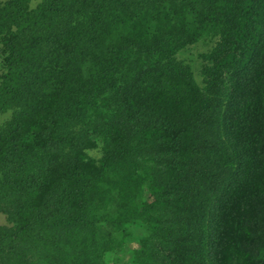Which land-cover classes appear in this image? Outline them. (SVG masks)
Segmentation results:
<instances>
[{
  "label": "trees",
  "instance_id": "16d2710c",
  "mask_svg": "<svg viewBox=\"0 0 264 264\" xmlns=\"http://www.w3.org/2000/svg\"><path fill=\"white\" fill-rule=\"evenodd\" d=\"M8 112L0 264H264V0H0Z\"/></svg>",
  "mask_w": 264,
  "mask_h": 264
},
{
  "label": "rangeland",
  "instance_id": "374dc122",
  "mask_svg": "<svg viewBox=\"0 0 264 264\" xmlns=\"http://www.w3.org/2000/svg\"><path fill=\"white\" fill-rule=\"evenodd\" d=\"M209 46H210V44L200 42L198 44L188 46L187 48L182 50L178 55L180 59H182L186 63L190 64V66L194 72V75L197 77H198L197 72H198L199 67H200L199 53L205 51ZM198 81H199V78H198ZM9 115H10L9 112L1 115L0 116V122L7 119L9 117ZM92 155L96 156V152L95 151L92 152ZM2 224H8V222L6 220V216L0 212V225H2ZM136 234H137V232L134 230L133 235L136 236ZM136 245L137 244H136L135 239H133V238L128 239L125 250L128 247L130 249V248L135 247ZM121 254H122V256L121 255L117 256L113 252H108L105 256V261L108 264H116V263H118V264H131L130 253L126 250V251L121 252Z\"/></svg>",
  "mask_w": 264,
  "mask_h": 264
}]
</instances>
